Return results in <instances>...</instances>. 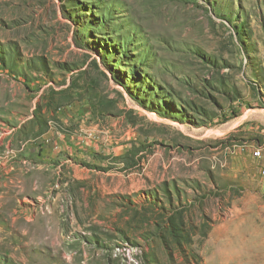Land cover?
Instances as JSON below:
<instances>
[{"label": "rangeland", "instance_id": "1", "mask_svg": "<svg viewBox=\"0 0 264 264\" xmlns=\"http://www.w3.org/2000/svg\"><path fill=\"white\" fill-rule=\"evenodd\" d=\"M264 0H0V264H264Z\"/></svg>", "mask_w": 264, "mask_h": 264}, {"label": "built area", "instance_id": "2", "mask_svg": "<svg viewBox=\"0 0 264 264\" xmlns=\"http://www.w3.org/2000/svg\"><path fill=\"white\" fill-rule=\"evenodd\" d=\"M253 157L260 163L259 172L261 177L263 178L264 185V145L260 147H256L252 151Z\"/></svg>", "mask_w": 264, "mask_h": 264}]
</instances>
